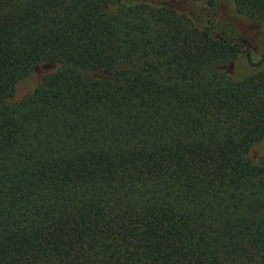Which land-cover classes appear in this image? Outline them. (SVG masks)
<instances>
[{"label": "trees", "instance_id": "1", "mask_svg": "<svg viewBox=\"0 0 264 264\" xmlns=\"http://www.w3.org/2000/svg\"><path fill=\"white\" fill-rule=\"evenodd\" d=\"M262 143L264 0H0V264H264Z\"/></svg>", "mask_w": 264, "mask_h": 264}, {"label": "rangeland", "instance_id": "2", "mask_svg": "<svg viewBox=\"0 0 264 264\" xmlns=\"http://www.w3.org/2000/svg\"><path fill=\"white\" fill-rule=\"evenodd\" d=\"M38 73H34L30 76H28L26 79L21 80L17 83V93H23L26 90H29L31 86L33 85L35 79L39 76ZM264 153V143L254 145L250 150V155L253 158H257L260 154Z\"/></svg>", "mask_w": 264, "mask_h": 264}]
</instances>
